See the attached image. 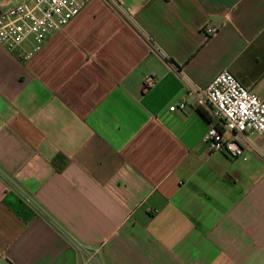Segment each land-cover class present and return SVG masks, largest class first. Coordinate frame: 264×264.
Instances as JSON below:
<instances>
[{
	"label": "crops",
	"instance_id": "crops-1",
	"mask_svg": "<svg viewBox=\"0 0 264 264\" xmlns=\"http://www.w3.org/2000/svg\"><path fill=\"white\" fill-rule=\"evenodd\" d=\"M223 70L264 102V0H90L0 46V264H264V134L231 159L169 111Z\"/></svg>",
	"mask_w": 264,
	"mask_h": 264
},
{
	"label": "built area",
	"instance_id": "built-area-1",
	"mask_svg": "<svg viewBox=\"0 0 264 264\" xmlns=\"http://www.w3.org/2000/svg\"><path fill=\"white\" fill-rule=\"evenodd\" d=\"M89 1L19 0L11 6L0 5V46L20 61H29L42 50L50 35L65 27ZM215 31L213 26L204 29L207 36ZM156 83L154 76H145L141 93L149 92ZM187 106L212 108L213 120L202 139L210 152L245 159L243 152L251 145V135L258 138L264 134V102L226 70L205 88L186 85L185 97L169 107V111H184ZM88 258L90 262L91 257Z\"/></svg>",
	"mask_w": 264,
	"mask_h": 264
}]
</instances>
